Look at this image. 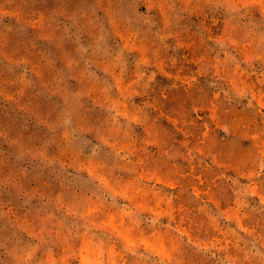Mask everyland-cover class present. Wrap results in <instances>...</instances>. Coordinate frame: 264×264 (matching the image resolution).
Here are the masks:
<instances>
[{"label":"rangeland","instance_id":"obj_1","mask_svg":"<svg viewBox=\"0 0 264 264\" xmlns=\"http://www.w3.org/2000/svg\"><path fill=\"white\" fill-rule=\"evenodd\" d=\"M0 264H264V0H0Z\"/></svg>","mask_w":264,"mask_h":264}]
</instances>
